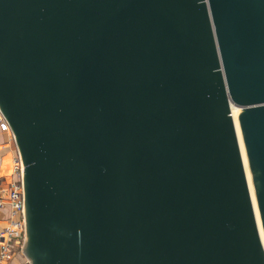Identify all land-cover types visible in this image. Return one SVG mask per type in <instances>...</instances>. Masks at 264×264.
Returning a JSON list of instances; mask_svg holds the SVG:
<instances>
[{"label":"water","instance_id":"1","mask_svg":"<svg viewBox=\"0 0 264 264\" xmlns=\"http://www.w3.org/2000/svg\"><path fill=\"white\" fill-rule=\"evenodd\" d=\"M0 111L27 263L264 264V0H0Z\"/></svg>","mask_w":264,"mask_h":264},{"label":"built area","instance_id":"2","mask_svg":"<svg viewBox=\"0 0 264 264\" xmlns=\"http://www.w3.org/2000/svg\"><path fill=\"white\" fill-rule=\"evenodd\" d=\"M0 126L9 128L1 111ZM14 180L2 196L0 192V208L7 206L10 211L8 225L0 230V264H11L16 258H20V264H29L22 248L25 241V227L23 216V164L17 152L12 163Z\"/></svg>","mask_w":264,"mask_h":264},{"label":"crops","instance_id":"3","mask_svg":"<svg viewBox=\"0 0 264 264\" xmlns=\"http://www.w3.org/2000/svg\"><path fill=\"white\" fill-rule=\"evenodd\" d=\"M16 155L17 149L10 129L0 126V192L3 193V197L14 180L12 163ZM9 217V208L7 206L0 208V230L8 225ZM20 262V258H16L11 264H20Z\"/></svg>","mask_w":264,"mask_h":264},{"label":"bare ground","instance_id":"4","mask_svg":"<svg viewBox=\"0 0 264 264\" xmlns=\"http://www.w3.org/2000/svg\"><path fill=\"white\" fill-rule=\"evenodd\" d=\"M238 112H239L238 109L231 108V114H232V118H233V120L235 122V127H237V125H236V116H237ZM241 156H242V160H243V166H244V170H245V176H246V179H247V184H248V187H249L251 201L253 203V210H254L255 219H256V222H257V228H258L259 236L261 238V242H262L263 249H264V242H263V238H262V234H261V230H260V226H259V222H258L256 208H255V205H254L253 194H252V189H251L250 180H249V174H248V171H247L246 162H245V158H244V154H243L242 148H241Z\"/></svg>","mask_w":264,"mask_h":264}]
</instances>
